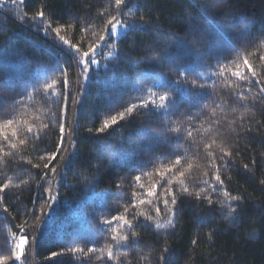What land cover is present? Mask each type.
Returning a JSON list of instances; mask_svg holds the SVG:
<instances>
[{"label": "trees", "instance_id": "1", "mask_svg": "<svg viewBox=\"0 0 264 264\" xmlns=\"http://www.w3.org/2000/svg\"><path fill=\"white\" fill-rule=\"evenodd\" d=\"M41 10L45 21H33ZM110 12L115 13L110 0H24L23 5L6 0L0 5V132L11 135V129L3 128L11 114L20 121L19 138H27L13 150L0 137V146L12 152H0V186L12 178V185L0 192V255H11L10 235L20 234L18 226L24 225L29 237L25 264H264V61L259 58L264 56V0H127L122 18L135 27L97 50L98 64L84 81L73 52L44 27H63L61 35L86 50ZM233 46L241 51V64L248 57L257 77L243 67L247 80L230 71L211 75L219 70L218 59L235 70ZM53 80L55 89L45 91ZM193 80L206 87L193 88ZM149 88L169 93L177 107L159 113L138 109L97 132L105 119L139 103ZM60 122L65 125L64 150L45 169L48 161L40 156L56 150ZM174 122L179 133L170 130ZM27 126L33 127L32 134L26 133ZM212 140L232 153L222 162L216 145L207 150L217 157L229 198L242 197L233 201L240 206L229 214L215 203L224 199L223 190H208L211 206L178 194L174 227L157 229L141 218L135 241L130 237L117 253L111 235L118 229L102 221L123 213L134 199L147 200V191L160 181L155 168L176 154L200 165L188 178L189 187L203 186L210 176L202 172L213 171L205 149ZM182 163L186 168L187 162ZM142 169L150 175L141 176V188L134 177ZM48 189L55 201H49ZM156 192L163 207L159 186ZM137 210L151 207L138 205L129 217ZM109 244L118 260H108ZM77 245L96 251L51 256Z\"/></svg>", "mask_w": 264, "mask_h": 264}, {"label": "snow or ice", "instance_id": "2", "mask_svg": "<svg viewBox=\"0 0 264 264\" xmlns=\"http://www.w3.org/2000/svg\"><path fill=\"white\" fill-rule=\"evenodd\" d=\"M6 0H0V5L4 4ZM17 0H12V3L15 4ZM127 0H110V6H113L115 9V13L112 14L109 13V16L105 18L104 21V27L101 30V33L98 35L97 39L93 43H89L87 45L86 50L82 49L80 46H78L75 43H71L65 36L61 35V32L64 31L63 27H52L51 23H47L44 27V31L47 33L50 29L52 32L55 33V35L59 38V40L62 42L63 45L67 46L69 50H71L74 54V59L76 60L77 65L81 69L80 75L83 78L84 81H87L89 77V71L93 65H97L98 61L96 59V53L97 50L102 48L105 43H107V40L111 39L112 37H115L120 34L121 29H129L134 28L135 25H129L126 20L122 18L123 15H126L122 13V9L126 6ZM19 3L23 5L24 0H19ZM131 10H129L130 12ZM101 16L104 15V13H100ZM33 21L39 19L40 21H45V12L43 10L38 11L37 14L33 17H31ZM69 27H73L72 25H69ZM87 28L82 29V31H87ZM96 35V34H94ZM233 51L236 52L237 59L235 61H232V64L235 65V70L232 69V67L229 66L228 63H221L218 59V72H212L211 75H220L225 76L226 71H230L231 75L234 77H237L240 80H247L248 77H246L242 71L243 68H247L248 72L251 73V76L253 78L258 76V73L253 70L252 65L249 63V59L247 56L242 57V64L239 62L241 59V51L239 49H236L235 46H233ZM262 61H264V56L259 57ZM62 75L64 76L63 85L64 88H68V80H67V69L63 70ZM225 80H227V77H225ZM257 83L260 81L257 80ZM192 87H200L204 88L206 85L204 83L197 84L196 80H193ZM57 84V80H53L51 83H47L44 88L45 91L47 89H55V85ZM214 86V85H213ZM231 87V85H228ZM0 90H3V85L0 84ZM148 94L140 99V102L137 103L135 101L131 102L129 106L124 107L122 111L117 112L115 115H111L109 118L105 119L103 121L102 127L97 129V132H104L106 129L116 125L119 121L124 120L126 117L133 115L135 111L138 109H148L150 113H159L161 110L168 111L172 108H176L177 104L176 101H172L170 98L169 93L167 92H156L153 91L151 88L147 90ZM261 93H264V87L260 89ZM56 94V93H54ZM65 101L67 100V96L64 97ZM19 103V101H17ZM151 105V108L149 107ZM65 112H66V105H65ZM214 114V113H213ZM64 113H62L63 117ZM167 122V121H166ZM19 123L17 119L13 118L11 114L5 117L3 128L5 129H11V135L9 136L6 132H0V137H2L4 141V145L10 149H17L18 145H25L26 139H20L19 138ZM13 125H16V127H13ZM175 126H171L170 130L172 132L179 133V123L174 122ZM59 141L56 147V150L50 154H46L44 156H40L41 160L47 159V163L43 165L45 169H49L50 164L52 161L57 159L58 154H61L64 150V133H65V125L63 122L59 123ZM42 127L46 128L47 125H43ZM26 133L32 134L33 133V127L27 126L25 128ZM91 132L92 129H89ZM192 132H187V137H191ZM38 138V136H37ZM177 145L180 143L179 137L176 139ZM216 145V141L212 140L211 143L205 144L206 149V156L209 158L208 167L213 169L211 173L208 171H203L202 175L204 177H209L210 179H204L202 180L201 184L203 186H196L193 185L191 188L189 187V184L187 182L188 178L194 173L200 171V165L194 164L186 154H176L174 159H170L168 163H161L159 166L155 168V174L160 177V181L157 183H154L150 190L147 191L146 195L148 197L147 200L145 199H134L130 206H124V212L120 213L118 215H115L111 217V219H105L102 221L105 225H114V228L118 230H114L113 234L111 235V240L115 242V245L117 247V253H119V246H128L130 243V237L132 241H135L138 233L136 231L137 227L141 226V218L143 222L151 223L153 224L157 229H161L166 226H175L174 223V217L178 214L177 209V203H178V194L181 195H187V196H194L196 199H204L207 201L208 205L211 206L214 201L211 199V196L208 194V190L211 189L212 192H216L218 190H223L224 199L221 201H216L215 203H218L221 208H227L229 214L233 212L237 207H239V203L233 204V201H241L242 197L240 196H231L229 198L228 192L224 189V180L221 178V172L220 167L217 165L216 160L217 157L214 155L213 151H207L208 149H212L213 146ZM216 147L219 148L220 152L222 153V156L219 157V159L223 162L225 157H231L232 153L225 149L224 147L220 145H216ZM0 152L4 154V156H11L12 152L5 151L3 146H0ZM157 159H160L161 161L164 160V157H157ZM182 161L187 162V167H184V164ZM3 161L0 160V163ZM27 163H32L31 161H27ZM226 166V163L223 165ZM33 167H39V165L33 164ZM248 166L245 165V168ZM50 171L55 174L56 173V167L52 166L50 168ZM149 174L146 173L143 169L141 170V173L136 175L134 177L137 185L139 187H144L143 184L140 183L141 176ZM187 174V175H186ZM47 173H45V176ZM150 175V174H149ZM229 179H231L229 177ZM23 184H28V180L21 179L20 181ZM264 183V181H262ZM12 185V178H8V182L3 183L2 186H0V192H3L5 189H8ZM175 185V187H173ZM217 185L220 186V188H217ZM19 186L18 184L16 185ZM159 186L160 192L163 195L162 200V206L161 207V200L160 196L157 194L156 189ZM50 195H49V201H55L56 197L54 195H51V189H48ZM137 196L136 192H133V197L135 198ZM155 198V199H153ZM3 200L0 199V205H3ZM48 207H51V203L46 202ZM149 205L151 207V211L145 212V211H135L132 212L131 217H129L128 213L131 209H137L138 205ZM4 212H8L7 207H3ZM44 209L41 208V213H43ZM165 218L167 220L165 221ZM25 224H27V221H25ZM21 232L20 234L17 233H11L9 244L11 245V255L5 256L0 255V264H8L10 260H14L18 262V264H25L24 256L26 251V245L29 243V237L23 234L24 225H19ZM209 239H211V235L209 236ZM196 241H193V244H195ZM96 251L95 247H89L87 249V252L81 247L72 246L66 248L63 252H52L51 256H61L65 253H69L73 256H75L77 253H83L84 255H87L88 253ZM117 253L113 252V246L109 244L107 246V258L108 260H112L113 258L119 259V255ZM165 257L161 256V260H164Z\"/></svg>", "mask_w": 264, "mask_h": 264}, {"label": "rangeland", "instance_id": "3", "mask_svg": "<svg viewBox=\"0 0 264 264\" xmlns=\"http://www.w3.org/2000/svg\"><path fill=\"white\" fill-rule=\"evenodd\" d=\"M125 32H126L125 29H121V30H120V34L117 35V36H115L114 38H115V39L119 38V37L122 36ZM97 52H99V51H97Z\"/></svg>", "mask_w": 264, "mask_h": 264}]
</instances>
